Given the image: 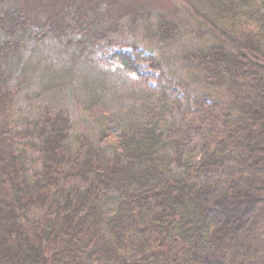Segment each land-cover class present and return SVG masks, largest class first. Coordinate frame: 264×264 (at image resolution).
<instances>
[{
  "label": "trees",
  "instance_id": "16d2710c",
  "mask_svg": "<svg viewBox=\"0 0 264 264\" xmlns=\"http://www.w3.org/2000/svg\"><path fill=\"white\" fill-rule=\"evenodd\" d=\"M177 1L185 22L0 0V264H264V0ZM124 25L159 44L156 85L85 71L86 102L112 108L80 130L50 96ZM46 37L66 57L30 91V43ZM22 91L34 109L13 119Z\"/></svg>",
  "mask_w": 264,
  "mask_h": 264
},
{
  "label": "rangeland",
  "instance_id": "374dc122",
  "mask_svg": "<svg viewBox=\"0 0 264 264\" xmlns=\"http://www.w3.org/2000/svg\"><path fill=\"white\" fill-rule=\"evenodd\" d=\"M85 1H87L86 5H89V3L93 5L94 1L97 2V0ZM103 1L105 3V0ZM104 3L102 4L103 9H105L108 4ZM135 10L143 12L136 13ZM132 11H135V13ZM148 12L155 14L154 17L157 13H160L167 16L169 19H174L180 22L186 21L185 8L177 0H115V6L112 9V12L106 15V18L108 17L115 20L116 14H122L125 20H128V18L130 19L134 15L140 16L139 18L141 20L144 19V16L147 17L146 14L148 15ZM43 15L44 13L42 16ZM107 22L108 21L100 25V28L104 25L107 26L110 24ZM122 29V32L113 33V38L110 41L98 43L95 47L93 43L92 46L89 45L84 57H82V61L81 59L79 60V63L75 65L73 72L69 75V84L62 89L61 93L51 94L50 96L54 101H56L55 99L57 98L62 100L63 104L69 109L72 119L76 121L77 127L80 130H93V126L96 125V118L101 112L104 113L106 111L105 109L112 108L111 105L103 106L98 103L94 106H89V103L86 102L87 100L81 87V82L83 80L82 74L85 73V71L91 73L95 72V75L97 72H104L103 81L107 86L121 83L122 87L126 88L128 83L131 84L132 82L137 83L138 86L156 85L159 70L150 67L148 57L156 54L159 44L150 42V39L146 35L145 37H141L139 29L135 27L128 25L126 28ZM93 39L94 35H91L89 40H92L93 42ZM135 44H138V47H135ZM31 45L35 46L36 55L34 52L32 60L35 62L32 65L33 67L30 68L32 69L30 70L31 73H29L31 80L33 81V87H31V90L29 89L30 91L38 86V81L41 76H44L45 79L50 77V73L43 75V72H46L47 70V65L59 67L66 57L64 46L58 41L53 40L51 37H46V40L42 42L36 43L33 41L30 43V47ZM139 51L142 53L141 57L137 55V52ZM177 75L178 76H176L170 83V91L172 92V95L182 97L186 91H189L190 89L185 87L183 81H181L182 78H180V72H178ZM100 76H102V74ZM195 90H191V92L194 94ZM197 92L199 93V90H197ZM193 94L190 93V98L194 97ZM54 95L56 96L55 98ZM35 102L38 101L36 100ZM32 105L35 104L32 100L27 98L25 91H22L14 101L13 108L15 111L11 114V117L13 119H18V116L21 113H32V110L34 109L31 108Z\"/></svg>",
  "mask_w": 264,
  "mask_h": 264
}]
</instances>
